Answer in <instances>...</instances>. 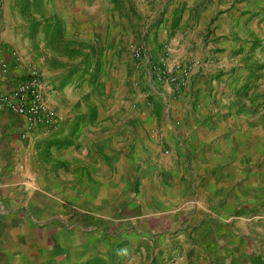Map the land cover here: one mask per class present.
Segmentation results:
<instances>
[{"label":"crops","instance_id":"obj_1","mask_svg":"<svg viewBox=\"0 0 264 264\" xmlns=\"http://www.w3.org/2000/svg\"><path fill=\"white\" fill-rule=\"evenodd\" d=\"M86 8L85 20L100 11ZM32 43L34 65L20 33L0 32V67L11 49L22 56L0 68V91L40 63ZM45 53L59 127L27 132L23 116L0 111V264H168L173 253L178 264H264L261 88L246 96L236 73L194 76L182 94L167 86L130 115L141 147H102Z\"/></svg>","mask_w":264,"mask_h":264},{"label":"rangeland","instance_id":"obj_2","mask_svg":"<svg viewBox=\"0 0 264 264\" xmlns=\"http://www.w3.org/2000/svg\"><path fill=\"white\" fill-rule=\"evenodd\" d=\"M99 5L93 19H83L86 6ZM42 7L45 14L35 15L42 24L33 29L18 0H0V32L5 37L20 33L23 56L32 58L33 65L36 59L30 47L35 43L40 63L32 67L43 77L39 65L49 64L43 55L46 49L54 51L51 64L62 69L60 83L70 90L85 131L94 133L102 147L114 142L125 146L126 141L141 147V130L130 115L149 108L148 103L160 96L159 92L167 91V86L174 94L188 89L159 81V69L177 71L180 66H190V83L194 76L219 78L236 73L246 79V88L241 91H246V96L261 88L252 98L261 95L264 116V0H44ZM176 8H183V13L180 26L174 30ZM55 13L69 24L68 39L85 44L81 56L64 55L55 42L47 40L43 16ZM40 43L44 44L43 53ZM137 48H142L141 59L135 56ZM252 67L257 70L252 71ZM99 112L102 119L92 118ZM112 131L116 140L110 137ZM166 148L170 150L167 144ZM163 150L166 152L165 147Z\"/></svg>","mask_w":264,"mask_h":264},{"label":"built area","instance_id":"obj_3","mask_svg":"<svg viewBox=\"0 0 264 264\" xmlns=\"http://www.w3.org/2000/svg\"><path fill=\"white\" fill-rule=\"evenodd\" d=\"M142 48H137L135 56L142 57ZM22 61L18 49L10 50V58L1 61L2 72H9L11 67ZM191 67L185 66L172 71L167 68L157 70V79L168 82L175 87L187 89L190 85ZM0 111L23 116L26 120L27 132L37 130H53L59 127L60 121L56 110L46 96V84L39 70L31 67L26 76L18 79L12 88L0 91ZM170 151L167 150V153ZM168 264H178V255L173 253Z\"/></svg>","mask_w":264,"mask_h":264},{"label":"trees","instance_id":"obj_4","mask_svg":"<svg viewBox=\"0 0 264 264\" xmlns=\"http://www.w3.org/2000/svg\"><path fill=\"white\" fill-rule=\"evenodd\" d=\"M118 2V0H114ZM44 0H18V6L21 9V13L31 19L30 26L33 29L38 28L42 23L35 16L37 13L45 14L42 5ZM183 8L175 9L172 18V28L175 30L181 24ZM44 24L42 25L45 32L46 38L51 44L56 43L55 46L64 55H69L71 57H78L82 55L81 47H84L83 42H78L76 40L68 39L64 31V25L58 14H53L51 16L44 15ZM88 60V55H86ZM252 71L257 69L252 67ZM98 116L97 113L92 114V118Z\"/></svg>","mask_w":264,"mask_h":264}]
</instances>
